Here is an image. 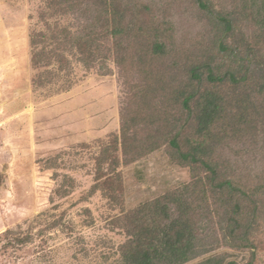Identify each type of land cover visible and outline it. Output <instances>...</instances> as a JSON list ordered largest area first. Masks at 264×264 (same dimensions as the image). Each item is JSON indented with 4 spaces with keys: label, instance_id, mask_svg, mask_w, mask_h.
Returning <instances> with one entry per match:
<instances>
[{
    "label": "rangeland",
    "instance_id": "rangeland-1",
    "mask_svg": "<svg viewBox=\"0 0 264 264\" xmlns=\"http://www.w3.org/2000/svg\"><path fill=\"white\" fill-rule=\"evenodd\" d=\"M245 1L0 0V264H124L117 219L191 181L176 132L264 188V28ZM259 206L255 247L222 245L213 218L186 264H264Z\"/></svg>",
    "mask_w": 264,
    "mask_h": 264
},
{
    "label": "trees",
    "instance_id": "trees-1",
    "mask_svg": "<svg viewBox=\"0 0 264 264\" xmlns=\"http://www.w3.org/2000/svg\"><path fill=\"white\" fill-rule=\"evenodd\" d=\"M245 6L254 14L255 22L264 28V0H246ZM223 22L229 31L231 24ZM192 76L198 80L197 75ZM208 79L223 81V78L217 79L211 74ZM229 79L234 84L239 83L234 75ZM195 94L182 97L183 109L189 110L188 104ZM206 119L202 129L211 125L212 116L207 114ZM178 139L177 132L171 136L167 153L176 164L189 168L191 181L126 214L122 213L117 219L126 236L120 247L124 264H186L205 254L206 247H211L205 243L207 235L205 237L204 232L213 218H216L215 235H219V241L225 247L242 249L256 246L252 227L258 211L263 210L259 204H264V188H246L223 176L218 164L201 154L202 150L183 151ZM113 172L106 175L104 183L108 182L111 187L112 200L119 201L120 192L115 188L111 190L118 178V173ZM202 220L205 226L201 225ZM222 263L220 257H212L200 264ZM227 264L237 263L231 261Z\"/></svg>",
    "mask_w": 264,
    "mask_h": 264
}]
</instances>
